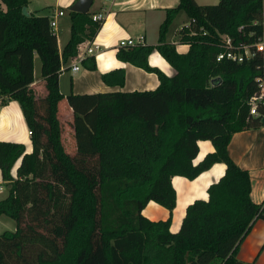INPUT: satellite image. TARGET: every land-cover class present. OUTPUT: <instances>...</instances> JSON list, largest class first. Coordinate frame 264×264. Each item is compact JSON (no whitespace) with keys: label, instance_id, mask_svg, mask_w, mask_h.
<instances>
[{"label":"trees","instance_id":"16d2710c","mask_svg":"<svg viewBox=\"0 0 264 264\" xmlns=\"http://www.w3.org/2000/svg\"><path fill=\"white\" fill-rule=\"evenodd\" d=\"M26 3L0 0V102H18L31 142L25 152L20 142L0 140V175L7 184L0 215L15 223L13 230L0 232V264H254L238 259L236 251L251 223L264 220V199H250L248 171L229 156L227 143L235 131L264 125L248 110L261 59L214 56L220 50L219 33L233 42L260 33L261 0H178L166 8L156 43L115 51L118 59L155 72L153 89L68 94L76 155H93L97 161V193L64 148L55 79L100 21L88 11L68 9L69 36L58 51L49 18L23 14ZM180 9L193 19L178 30V42L188 44L185 52L164 39ZM154 49L173 74L148 64ZM34 53L42 95L30 86ZM81 62L95 67L90 56ZM113 73H119L122 84L120 69L100 75L106 81ZM198 139L210 140L213 150L193 163ZM216 161L224 163L223 174L207 186L206 199L187 204L178 230L171 232L175 191L170 177L193 178ZM148 200L164 206L168 216L145 217L141 209Z\"/></svg>","mask_w":264,"mask_h":264},{"label":"crops","instance_id":"0c3cea01","mask_svg":"<svg viewBox=\"0 0 264 264\" xmlns=\"http://www.w3.org/2000/svg\"><path fill=\"white\" fill-rule=\"evenodd\" d=\"M72 1L27 0L25 6L28 13L46 15L48 18L54 16L59 9L63 11V14L55 16V25L52 28L56 35L58 51L61 50L69 36L68 6ZM195 1L199 4H204L199 2V0ZM177 3L178 0H92L88 12L102 15L100 25L92 37L99 44V47L94 50L93 54L86 55L93 58L95 67L93 69L89 68L80 60L78 68L71 70L70 65L74 60L71 58L62 64V69L58 72L55 79L56 89L60 94L57 100L56 116L61 123H66V126H64L66 139L71 140L70 130L72 129L70 124L72 114L67 101L69 93L144 90L153 89L158 84L155 72L147 71L128 61L118 59L115 56V51L119 47L117 44L118 40L126 36L135 37L142 35L143 43H156L158 26L165 16L166 8L174 7ZM188 20L189 18L184 11L178 10L165 32V41L173 43L177 52H185L187 50V43L178 42V30L182 25L187 24ZM35 54H33L32 63L33 80L30 86L42 95L44 93L42 80L40 75H35L34 71ZM147 61L149 65L156 66L166 75H171L174 72V68L155 49L148 54ZM112 69L122 70V84L117 83L119 73L110 74L108 80H102L100 74ZM60 105L62 108H60ZM0 140L20 142L24 145L25 152L31 150L29 130L18 102L14 99H7L4 103L0 102ZM212 150L213 146L210 140L198 139L197 152L192 162L196 163L205 153ZM227 151L237 165L248 171L250 199L256 203L263 200L264 125L233 132L227 143ZM76 154L78 153L74 151L73 155L78 157ZM19 159L20 156L13 161L10 167L12 176H15V169ZM224 167L223 162L216 161L193 178L178 174L170 177L171 185L175 191L174 205L170 212L168 225V229L171 232L178 230L187 204L197 198H207V186L223 174ZM4 186L6 187L7 184L1 179L0 175V189ZM4 196H0V198ZM141 213L151 220L165 219L169 214L164 206L153 200H148L145 203ZM236 257L242 261L264 264L263 219L257 218L251 223L238 244Z\"/></svg>","mask_w":264,"mask_h":264},{"label":"built area","instance_id":"2783aa9c","mask_svg":"<svg viewBox=\"0 0 264 264\" xmlns=\"http://www.w3.org/2000/svg\"><path fill=\"white\" fill-rule=\"evenodd\" d=\"M61 14H63V11L59 9L55 12L54 16L49 18L50 27L53 28L55 25V16ZM91 18L100 21L102 19V15L99 13L91 14ZM192 21L193 19H189L185 26H189ZM259 23L261 24L260 33L254 36V38L249 41L238 40L236 42H233L226 33H219L220 50L216 52L214 57L216 60L224 58L237 62L251 60L255 58V56L261 59V61L256 64L254 69L253 79L255 82V91L252 93L248 100V110L250 115L258 116L264 119V0H261ZM251 33L252 31H250L248 34ZM140 43H143L142 35L135 37H122L118 40L117 44L118 46H132ZM98 47L99 44L93 38L81 42L78 45L76 55L73 57L74 60L70 65V69H77L78 62L86 55L93 54L94 50H96Z\"/></svg>","mask_w":264,"mask_h":264},{"label":"rangeland","instance_id":"374dc122","mask_svg":"<svg viewBox=\"0 0 264 264\" xmlns=\"http://www.w3.org/2000/svg\"><path fill=\"white\" fill-rule=\"evenodd\" d=\"M216 1L217 0H199V2H202V3H215ZM51 2H53V0H51ZM169 29H170V27H169ZM34 71H35L36 76L39 75V60H38L37 55H36L35 63H34ZM60 108H62L61 105H60ZM62 120H63V118H62ZM63 125L66 126V123H64ZM70 131H71V140H68L65 138L64 148L68 152L69 155H72L75 151V148H74L73 130L71 129ZM91 154H89V155H91ZM72 156H74V155H72ZM74 158H75V162L77 164H81L82 165L81 167H83V169H85L87 179H88V183L90 184L92 190L95 193H97L98 192L97 161L94 159L93 155L89 156V158H88V156H87V158L86 157H84V158L78 157L77 159L74 156ZM82 161H84V164ZM6 192H7L6 187L5 186L2 187L0 189V196H4L6 194ZM14 226H15V223H14L13 219H11V218L3 215V214L0 215V232L4 229L13 230Z\"/></svg>","mask_w":264,"mask_h":264},{"label":"water","instance_id":"95a60500","mask_svg":"<svg viewBox=\"0 0 264 264\" xmlns=\"http://www.w3.org/2000/svg\"><path fill=\"white\" fill-rule=\"evenodd\" d=\"M91 2H92V0H73L69 4L68 9L74 10V11H79V12H86V11H88V8H89ZM21 12L23 14H28L25 6L21 7ZM261 120L263 121L264 119L261 118Z\"/></svg>","mask_w":264,"mask_h":264}]
</instances>
